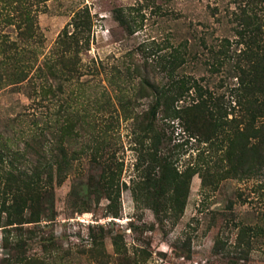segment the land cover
<instances>
[{
	"label": "rangeland",
	"instance_id": "rangeland-1",
	"mask_svg": "<svg viewBox=\"0 0 264 264\" xmlns=\"http://www.w3.org/2000/svg\"><path fill=\"white\" fill-rule=\"evenodd\" d=\"M242 9L263 23L264 33V0H0V148H22L38 136L49 140L33 143L37 150L22 159L21 169L36 179L37 151L53 147L49 143L59 134L50 137L69 118L63 141L79 154L61 182L50 181L53 217L6 224L1 214L0 259L25 243V253L39 264H95L82 249L101 225L108 264L127 257L133 264H264V174L223 173L222 136L210 144L195 135L193 110L174 115L162 107L155 121L163 136L158 153L172 157L177 172L195 171L183 212L169 208L173 215L167 212L161 221L132 194L141 181L138 159L150 142L138 125L153 102L149 85L196 81L178 107L190 108L201 98L227 111L233 107V66L244 48L237 33ZM87 12V43L79 40L77 56H66L59 42L63 29L69 23L71 33L74 15ZM174 52L184 58L169 77ZM63 59L73 67L63 66ZM116 168L114 207L108 206L111 194L100 190L90 195L87 211L72 207L73 186ZM7 178L0 171V191ZM27 214L25 209L24 221Z\"/></svg>",
	"mask_w": 264,
	"mask_h": 264
},
{
	"label": "trees",
	"instance_id": "trees-1",
	"mask_svg": "<svg viewBox=\"0 0 264 264\" xmlns=\"http://www.w3.org/2000/svg\"><path fill=\"white\" fill-rule=\"evenodd\" d=\"M242 10L238 16L240 28L237 33L242 38L240 43L244 44V48L240 50L233 66L236 71L233 76L237 78V85L233 91L234 105L229 111L217 104L214 105L206 98L199 99L191 104L190 108L189 106L178 107L176 102L182 99L185 92H188L196 81L186 85L185 83L189 80L172 79L159 86L155 83L149 85V82L145 80V83L152 89L154 97L148 115L144 122L138 125L143 138H149L150 142L145 150L141 151L138 159L141 166L139 168L141 181L133 188L132 194L136 201L150 208L157 219L160 217L161 221L167 212L173 215L170 210L178 215L183 212L189 181L195 173V171L177 172L172 157L158 153L163 136L157 130L155 121L162 107H164L163 110L174 115L182 109L193 110L191 122L193 121V128L198 132L194 134L202 136L203 142L212 144L218 135L222 136L218 138V141L224 145H221V160H226L228 164L223 173L231 176L258 172L264 174V33L261 27L263 23L258 22L259 19L251 16L245 9ZM78 15L75 14L73 17L75 19L74 23L72 22L73 31L69 33L68 23L63 29V35L59 38L63 48L62 52L69 54L66 56H77L80 47L79 40L83 42L85 39L87 43L91 26L90 16L89 13L86 17ZM116 16L119 23L124 24V19L119 15ZM183 58L178 52L171 55L166 68L169 77L173 76L175 69L183 62ZM63 62V66L69 65L70 59H63ZM48 71L54 75L52 65L48 67ZM63 71L68 72V66L63 68ZM234 107L241 113L235 114ZM229 113L232 116L227 119ZM68 120L70 119L62 122L55 136L51 132L53 137L50 139L52 140L59 134V138L55 139L53 144L49 143L53 147L50 150L37 151L38 163L33 165L36 179L28 176L25 170L21 169L22 159L30 152L37 150L33 143L39 145L41 141L40 145L45 146L44 141L49 140L38 136L24 141L25 146L22 148H7L5 144L0 148V171L8 177L0 191V217L2 213H5L6 224L39 222L53 217L55 209L52 196L54 193L53 183L50 181L55 177V180L58 179L57 183L61 182L62 177L72 169V159L79 155L76 151L70 152L63 141L65 133L70 128ZM50 126V123H44L43 127L49 131ZM47 134H50V131ZM116 171L117 168L108 172L106 177L98 179L90 174L85 182H79V184L84 183L83 187L73 186L68 193L72 207L80 212L87 211L90 207L88 202L90 195H95L99 190L111 194L108 206L109 208L114 207L118 198L117 192L119 193V179L116 177ZM25 209H28L26 218L28 221L23 219ZM111 210L113 217H116L118 215L116 208ZM96 227L99 231L90 234V247L82 250H86L85 252L95 264H108V254L104 246L107 231L101 225ZM111 239L113 246L118 248L117 234L112 235ZM25 245L23 243L13 247L15 252L0 259V264H39L35 258L25 253ZM122 260L123 264H133L132 257Z\"/></svg>",
	"mask_w": 264,
	"mask_h": 264
}]
</instances>
